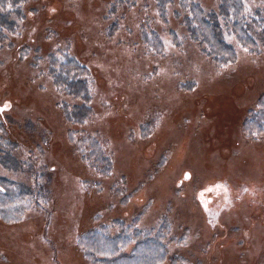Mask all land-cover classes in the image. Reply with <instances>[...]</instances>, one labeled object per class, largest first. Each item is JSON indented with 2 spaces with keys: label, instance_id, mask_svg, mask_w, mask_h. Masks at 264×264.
Listing matches in <instances>:
<instances>
[{
  "label": "rangeland",
  "instance_id": "rangeland-1",
  "mask_svg": "<svg viewBox=\"0 0 264 264\" xmlns=\"http://www.w3.org/2000/svg\"><path fill=\"white\" fill-rule=\"evenodd\" d=\"M2 2L16 29L0 42V121L21 166L0 174L32 185L35 170L45 198L0 218V264H96L78 241L100 226L136 239L161 228L160 264H264V47L224 33L237 56L216 63L179 0L164 16L156 0ZM244 7L264 15V0Z\"/></svg>",
  "mask_w": 264,
  "mask_h": 264
},
{
  "label": "trees",
  "instance_id": "trees-1",
  "mask_svg": "<svg viewBox=\"0 0 264 264\" xmlns=\"http://www.w3.org/2000/svg\"><path fill=\"white\" fill-rule=\"evenodd\" d=\"M156 1L157 9L164 16L169 0ZM217 2V10L206 12L194 0H179L180 7L186 12L182 17V24L188 36L200 44L203 53L220 65L232 63L237 54L234 46L226 41L224 33L234 34L238 43L251 53L263 49V11L258 8L260 10L247 14L244 0H217ZM14 11L22 12L17 8ZM10 12L13 11L0 12V42L8 39L7 33L16 29V22L9 17ZM52 74H56V71L52 70ZM57 83L71 94L85 98L86 87L77 76H69V70L59 73ZM261 104L262 107L258 108V111L264 114V98ZM75 115V119L80 116ZM80 119L82 120V117ZM250 125L257 129L254 121L251 124L250 120ZM4 135L0 121V166L17 171L21 162L14 156L15 144ZM92 150L96 152H93V155H99L100 158L99 150ZM32 174L34 176L32 185L24 179L14 180L0 174V218L7 221L17 220L30 205L43 207L41 202L45 197L40 175H37L35 170ZM109 229V226L92 229L78 241L85 258L96 264H160L162 261H158L164 259L160 237H156L163 236L164 230L161 228H158L153 236L150 231L143 236L137 234L140 239L132 237L126 230L121 229L119 233L112 234ZM132 245L130 253L127 254L126 250Z\"/></svg>",
  "mask_w": 264,
  "mask_h": 264
},
{
  "label": "bare ground",
  "instance_id": "bare-ground-1",
  "mask_svg": "<svg viewBox=\"0 0 264 264\" xmlns=\"http://www.w3.org/2000/svg\"><path fill=\"white\" fill-rule=\"evenodd\" d=\"M81 17H83V15L81 16ZM217 95H220V93H216V94H214L213 96H216L215 98H211V102H214V103H216L217 102V100H221V99H219V97L217 96ZM182 104H177V106H181ZM182 107V106H181ZM229 107V106H228ZM172 130V129H171ZM171 130H169L170 132H171ZM217 156V155H216ZM246 211H249V206H248V204H247V201L246 202H244L243 203V208H242V210H241V212L244 214Z\"/></svg>",
  "mask_w": 264,
  "mask_h": 264
},
{
  "label": "snow or ice",
  "instance_id": "snow-or-ice-1",
  "mask_svg": "<svg viewBox=\"0 0 264 264\" xmlns=\"http://www.w3.org/2000/svg\"><path fill=\"white\" fill-rule=\"evenodd\" d=\"M9 107V105H4V107L3 108H0V111H4L5 109H7ZM185 179H189V175L186 173L185 174Z\"/></svg>",
  "mask_w": 264,
  "mask_h": 264
}]
</instances>
